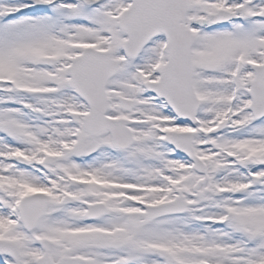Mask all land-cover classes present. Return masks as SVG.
I'll return each instance as SVG.
<instances>
[{
  "label": "snow or ice",
  "instance_id": "1",
  "mask_svg": "<svg viewBox=\"0 0 264 264\" xmlns=\"http://www.w3.org/2000/svg\"><path fill=\"white\" fill-rule=\"evenodd\" d=\"M0 264H264V0H0Z\"/></svg>",
  "mask_w": 264,
  "mask_h": 264
}]
</instances>
